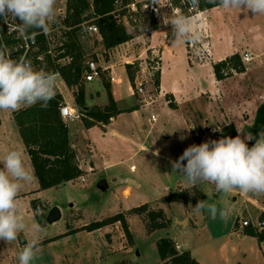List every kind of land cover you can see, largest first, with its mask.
<instances>
[{
	"label": "crops",
	"instance_id": "0c3cea01",
	"mask_svg": "<svg viewBox=\"0 0 264 264\" xmlns=\"http://www.w3.org/2000/svg\"><path fill=\"white\" fill-rule=\"evenodd\" d=\"M189 17L195 18V27L200 33L201 43L174 42L168 26H161L149 32L132 31L134 38L106 50L102 36L90 32L98 39V45L91 52L97 54L98 60L95 61H98L97 64L110 78L108 81L121 113L111 118L107 124L98 123L90 128H87L80 118L67 122L70 141L77 151L80 167L85 176L95 172L96 144L88 136V131L94 127H98L100 133L102 132V139L104 135L109 134L112 139L132 145L134 152L125 162L135 160L142 162V156H148L171 164V161L178 160L190 145L207 141L196 136L194 117L203 123L201 128L234 125L237 131L248 124L253 126L255 117L264 103V15L254 16L251 12L244 13L216 6L203 11L198 10ZM123 21L127 27L131 25L135 28L137 25L132 20ZM85 31L86 25H83L80 33ZM191 44H194V47ZM202 46L210 50V57L205 61L201 60L199 55L198 49L202 50ZM245 52L250 54L251 59L245 63L244 72L234 73L222 80L216 78L213 67L215 63L234 53H239L242 57ZM154 53H159L161 58L160 86L156 88L155 104L144 106L137 102L139 97L135 93V85L128 76L126 65L138 63L137 77L148 57ZM65 60L66 58H62L59 61L62 63ZM55 74L58 77L55 95L61 94L64 104L79 111L75 102L76 87L68 86L59 73ZM112 77L115 79L112 80ZM101 78L85 82L86 104L89 108H103L108 104L107 90ZM170 101L173 106L170 105ZM99 102L101 107H92ZM152 114L156 115L154 121L151 120ZM121 123H125L128 129L121 128ZM168 125L173 128L171 134L168 133ZM137 127H140V134H135ZM240 135L244 137L242 131ZM83 145L90 148L87 150L85 162L80 159L78 152ZM165 146L171 147L173 151L164 153L162 149ZM14 149L24 153L26 166L34 172L31 158L14 119V112L0 111V156ZM104 167L107 168L108 165ZM130 170L136 172V164H131ZM116 179L113 177L114 181ZM126 180L132 182L131 184H141L136 179ZM176 183L173 192L159 197L155 208L151 206L153 209H163L171 220L167 228L157 230L159 233L157 240L162 237L160 231H165L164 236L172 237L178 249L189 251L199 264H264V236L262 239L258 238L251 234V231L257 230L256 228H244L238 222L243 204H248L244 219L250 218L256 222L264 215V206L254 195L251 193L245 195L239 190H233L231 193L236 211L233 213L232 224L224 226L217 217L213 231L209 230L206 233L207 237H204L206 234L203 235L197 227L193 206L197 201L207 197L206 189L213 191L214 198L220 199L224 193L216 192L212 184L192 185L180 175ZM28 184L31 185L27 188L29 190L21 193L25 197L21 196L19 200L22 197L27 199L26 195L31 191L41 194L35 172L32 182L24 186ZM126 190L130 193V188ZM179 191L190 197L188 201L164 200L165 197ZM200 195L203 197L199 198ZM177 205L182 207L183 214L182 218L173 221L167 210ZM173 229L178 234H174ZM258 231L264 233V229ZM22 234L27 242L31 240L29 234L26 232ZM160 262L159 258L158 264Z\"/></svg>",
	"mask_w": 264,
	"mask_h": 264
},
{
	"label": "rangeland",
	"instance_id": "374dc122",
	"mask_svg": "<svg viewBox=\"0 0 264 264\" xmlns=\"http://www.w3.org/2000/svg\"><path fill=\"white\" fill-rule=\"evenodd\" d=\"M66 2L67 0H56V3L62 7H66ZM135 3L142 4V8L140 14H136L137 21L133 22L137 25H134L135 28L128 25L129 29L133 32L153 29L155 16L149 9L145 8L146 0H135ZM159 8L161 15L158 19L155 18L159 27L168 26L171 31V25L165 23L174 13H181V11L174 7L171 1L167 0L161 1ZM196 11L198 10L189 11V15L192 16ZM62 30L64 32V29ZM79 35L85 54L87 53L85 62L98 60L97 54H92L91 52L98 45L96 36L91 35L88 30L81 32ZM13 51L15 49L11 45L7 52L11 53ZM102 54L104 55V53ZM55 55L56 53H53L51 57H55ZM67 62H69L68 59L62 61V64ZM40 67L46 69L49 65L44 62ZM34 68L39 69V66L34 64ZM152 90L156 97V87L154 86ZM136 95L138 96V94ZM138 100L137 102L142 104L140 97ZM100 103H96L92 107H101ZM194 122L196 123V125L194 124L195 128L202 127L203 123L195 117ZM250 125L248 124L241 128L243 136L247 134L252 136L253 126L251 127ZM120 127L124 130L128 129L125 123H121ZM167 129L168 133L171 134L173 128L168 125ZM101 133L98 127L88 131V136L96 144V156L95 172L89 176H85L84 173L85 181L78 178L59 186L39 190L41 192L40 195L36 191H31L27 193L29 194L26 195L27 199H24L25 195L23 196L21 193L27 192L29 190L27 188H30L31 185L24 186V190L22 189L20 192L19 197H23L19 200V213L27 225L24 232L29 234L31 239L36 238L40 242L54 239L39 245L38 259L34 264H158L159 254L156 241L159 233L157 230L152 231L149 229L146 213L140 215L132 210L144 204H148L149 209L155 208L159 197L176 189L179 174L172 171L171 164L158 161L154 157L142 156V162L137 160L125 162L134 152L132 145L112 139L109 134H103L102 139ZM135 134H140V127H137V133ZM248 143L249 147H251L250 142ZM88 149L90 150L89 147L83 145L78 151L79 157L83 162L87 161ZM162 150L164 153L173 151L171 147L166 146ZM134 158L137 159V156ZM133 163L136 164V172L130 170ZM107 165V168L104 167ZM113 177L117 178L116 181L113 180ZM127 178L136 179L141 184H131L132 182H128ZM103 180H106L109 184V188L105 189V191L99 187V183ZM127 188H130V193H127L129 190L125 191ZM206 192L207 197H204L202 201L216 203L218 207L226 206L232 209L229 220L227 222L221 220L223 222L221 224L224 226L231 225L234 219V212L236 211L234 210L235 206L233 207L232 193H224L219 199L214 198L211 189H206ZM254 196L264 206V195ZM38 198L42 199V204L44 205L43 210L38 214L41 225L31 205V200ZM240 201L241 199L238 202ZM247 205L243 204L241 207V219L246 217ZM54 206L61 208L62 218L58 222L49 223L47 216ZM120 212L126 214L130 229L134 235L133 241L127 237L119 222L91 232L83 230V227L87 224ZM167 212L174 221L176 218H182L183 209L180 205H177L168 209ZM194 216L196 217L197 227H199V231L203 235L208 233L209 230L213 231L217 224L216 219H211L206 212L200 215L195 214ZM34 225H39L40 230L36 231L33 227ZM71 232L72 234L61 236ZM164 232L160 231L161 236H164ZM173 233L178 234L174 229ZM22 236L24 237L22 233L19 234L17 240L9 244L0 240V264H19L18 254L27 243L26 239L25 244L20 242ZM204 237H207V234Z\"/></svg>",
	"mask_w": 264,
	"mask_h": 264
},
{
	"label": "trees",
	"instance_id": "16d2710c",
	"mask_svg": "<svg viewBox=\"0 0 264 264\" xmlns=\"http://www.w3.org/2000/svg\"><path fill=\"white\" fill-rule=\"evenodd\" d=\"M116 0H67L66 16L64 24L67 30H64L63 37L65 41L63 45L56 50L55 57H51L48 52L49 48L45 41L44 35L38 36L39 53L44 55V60H35L34 64L39 66L38 70L46 72L59 73L68 86H75V102L80 113V119L87 128L98 123L107 124L114 116L121 113L117 102L111 90L110 78L106 71L102 72V80L108 94V104L103 108H89L86 104V89L84 71L87 67L85 62V51L81 43L79 32L83 24H95L102 36V41L106 50H110L120 44L128 42L134 38V33L130 31L121 18L116 17ZM122 6L135 2V0H121ZM174 7L178 8L182 14L189 15L190 4L188 0H171ZM140 14L142 4H137ZM216 7L208 0H199L197 10L203 11ZM121 16L128 14V9L124 8L120 11ZM136 14V13H135ZM134 21L133 19H129ZM159 27L157 20L153 19V29ZM36 30V29H34ZM13 45V41L4 31L0 32V49L12 59L18 60L20 56L16 52H7L9 47ZM63 50V52H61ZM70 57L67 63H60L62 58ZM49 65L46 69L40 65ZM138 63L127 64L128 76L133 85H135L136 71ZM214 73L218 80H222L232 76L234 73L244 72L246 70L245 63L239 53H234L226 59L213 65ZM107 76V77H106ZM160 86V72L155 77V87ZM64 104V98L61 94L55 95L46 108H42L39 103L31 107H24L14 112V119L19 128L21 138L26 146L27 152L31 158L35 175L39 182L40 190H45L55 186L65 184L76 180L84 175V171L80 167L78 154L72 146L69 137V127L67 122L61 116L60 109ZM170 105L173 106L172 101ZM264 130V103L260 107L253 128L252 136ZM237 131L234 125H228L222 128L220 135L222 137H235ZM255 141H250V146ZM200 195L199 198H202ZM190 197L184 192H177L164 198L166 202L188 201ZM31 205L36 217L39 220V212L44 206L41 199L31 200ZM140 215L147 214V222L150 230H158L167 228L171 224V220L167 217L163 209H149L148 204L141 205L132 210ZM264 219V215L261 216ZM120 223L127 237L133 241L134 235L130 229L126 214L123 212L112 216L94 221L83 227V230L89 232L101 229L105 226ZM71 233H65L61 236H67ZM251 234L262 239L263 232L251 231ZM59 237V236H58ZM57 238V237H56ZM50 239L47 241H51ZM47 241H41L42 244ZM20 242L25 244L22 236ZM157 250L160 258V264H199L192 257L189 251H180L176 241L170 236H162L157 242Z\"/></svg>",
	"mask_w": 264,
	"mask_h": 264
},
{
	"label": "clouds",
	"instance_id": "9594fccd",
	"mask_svg": "<svg viewBox=\"0 0 264 264\" xmlns=\"http://www.w3.org/2000/svg\"><path fill=\"white\" fill-rule=\"evenodd\" d=\"M188 2L193 8L199 6V0ZM208 2L224 9L251 12L254 16L264 15V0ZM152 3L159 5V0ZM9 19L19 21V33L26 39L36 34L33 29L46 35L56 21V0H0V20L7 23ZM165 24L171 25L174 42L196 43L200 39L193 17L174 13ZM57 79L55 73L35 69L23 57L14 60L0 49V111L16 112L37 103L46 108L55 97ZM237 133L235 137L190 145L178 160L171 161L172 171L192 185L212 184L218 193L239 190L245 195H264V130L243 138L240 129ZM253 140L249 147L248 142ZM0 166V240L9 244L26 230L27 225L19 213V195L24 185L34 179V172L26 166L24 153L15 149L0 156ZM193 212L197 215L206 212L213 220L219 217L227 222L232 209L197 201ZM33 227L40 230L39 225ZM39 243V239L34 238L24 245L18 254L19 264H34Z\"/></svg>",
	"mask_w": 264,
	"mask_h": 264
},
{
	"label": "built area",
	"instance_id": "2783aa9c",
	"mask_svg": "<svg viewBox=\"0 0 264 264\" xmlns=\"http://www.w3.org/2000/svg\"><path fill=\"white\" fill-rule=\"evenodd\" d=\"M163 0H159V3ZM171 1V0H167ZM66 7L59 6L56 3V21L55 23H52L50 25V31L48 34H43L39 30H31L32 32H35L36 34L32 36L31 38H24L19 33V21H14L9 19L7 23H5L3 20H0V32L4 31L7 36L10 37V39L13 41L14 49L20 58L23 57L24 59L30 61L34 67L35 60L42 61L44 60V55L42 53H39V41L38 36L44 35L45 41L47 43V46L49 48L48 52L52 55L53 53H56L57 48L61 47L63 45V42L65 41V37H63V30H67L64 19L66 15V9H67V2ZM116 5V17L121 18L122 20H129L133 19L135 22L137 21L136 14L139 12V9L137 7V3L133 2L131 4H128L127 6H122L121 0L115 1ZM128 9V14L121 16L120 11L122 9ZM145 8L149 9L155 18H159L161 15L159 5L153 4L152 0H146ZM178 9V8H177ZM193 7H189V11L191 12ZM136 13V14H135ZM86 25V29L93 33H99V29L95 24H83ZM147 29V28H146ZM153 29H147L145 32H149ZM59 32V34H57ZM100 34V33H99ZM165 37L167 38L168 35L166 34ZM196 43H201V39L197 41ZM194 43V44H196ZM194 44H191L192 47H194ZM199 48V55L201 60H205L210 57V50L205 46H202ZM63 52V50H61ZM19 58V59H20ZM65 59V58H64ZM66 59L70 60V57H66ZM251 59V56L248 52H245V54L242 56L243 63L248 62ZM160 62L161 58L159 53H154L152 56L148 57L147 61L144 63L143 68L138 73L136 79H135V93L138 94L140 97V100L144 106H152L156 99L153 93L152 88L155 86V77L158 72H160ZM104 70L97 64L95 60H90L87 62V67L84 71V79L85 81H94L95 79L101 78L102 72ZM115 78L112 77V80ZM61 116L63 119L68 122L71 120H74L76 118H80L79 111L73 110L70 106L63 104L61 109ZM151 120H156V115L152 114ZM223 127H203V128H195L196 136H198L201 139L206 140H219L222 138L220 135V132ZM82 181H85L86 178L84 175L80 177ZM238 222L241 223L242 227H253L257 230L264 229V220L257 219L256 222L252 221L250 218L247 219H238Z\"/></svg>",
	"mask_w": 264,
	"mask_h": 264
},
{
	"label": "water",
	"instance_id": "95a60500",
	"mask_svg": "<svg viewBox=\"0 0 264 264\" xmlns=\"http://www.w3.org/2000/svg\"><path fill=\"white\" fill-rule=\"evenodd\" d=\"M99 187L105 191V189L109 188V184L106 180H103L102 182L99 183ZM62 218V210L59 206H54L48 216H47V221L49 223H55L58 222L59 220H61Z\"/></svg>",
	"mask_w": 264,
	"mask_h": 264
},
{
	"label": "bare ground",
	"instance_id": "6f19581e",
	"mask_svg": "<svg viewBox=\"0 0 264 264\" xmlns=\"http://www.w3.org/2000/svg\"><path fill=\"white\" fill-rule=\"evenodd\" d=\"M129 191H127V193H128Z\"/></svg>",
	"mask_w": 264,
	"mask_h": 264
}]
</instances>
